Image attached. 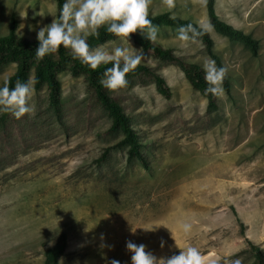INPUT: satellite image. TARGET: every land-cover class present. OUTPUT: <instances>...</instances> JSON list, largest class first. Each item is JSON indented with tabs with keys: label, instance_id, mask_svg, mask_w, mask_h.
I'll use <instances>...</instances> for the list:
<instances>
[{
	"label": "rangeland",
	"instance_id": "rangeland-1",
	"mask_svg": "<svg viewBox=\"0 0 264 264\" xmlns=\"http://www.w3.org/2000/svg\"><path fill=\"white\" fill-rule=\"evenodd\" d=\"M206 2L175 0L168 9L151 0L149 15L208 24ZM214 9L258 43L253 56L205 30L228 69L229 94L222 88L217 95V111H207L179 68L144 52L140 64L159 72L170 98L145 79L110 90L136 126L147 168L127 160L117 146L121 134L108 131L110 120L81 77L58 75L59 121L45 87L35 90L34 112L0 137V264H42L44 248L60 233L67 241L58 264H130L126 241L157 258L191 245L208 264L216 256L220 264H252V248L264 260V0H215ZM12 17L18 36L37 40L55 18L54 0H0V36ZM158 28L155 42L176 57L200 68L209 59L200 41L182 42L176 29ZM100 46L130 47L124 37ZM14 71L13 64L0 67V86ZM181 222L191 223L189 234Z\"/></svg>",
	"mask_w": 264,
	"mask_h": 264
},
{
	"label": "trees",
	"instance_id": "trees-1",
	"mask_svg": "<svg viewBox=\"0 0 264 264\" xmlns=\"http://www.w3.org/2000/svg\"><path fill=\"white\" fill-rule=\"evenodd\" d=\"M63 2L64 0H54L55 17L58 15L59 8ZM214 5L215 0H207L206 16L208 24L211 25L210 27L213 31L231 42L240 44L247 49L251 55L255 56L258 50L257 41L249 35L222 22L215 13ZM149 19L158 27L166 26L174 29L188 23L196 24L189 19L177 16L173 18L167 13L149 15ZM16 30L17 21L12 17L10 19L7 35L0 36V67L7 64H13L15 66V71L8 77L10 82L9 86H14L17 80L21 82L27 81L30 76L31 79H36L38 82L35 84V90L37 91L45 87L49 106L55 118L59 121L61 100L58 75L67 72L71 77H81L89 96L108 116L110 120L108 131L113 134H121V139L117 146L126 148L127 160L129 162H137L143 168H147L145 157L142 152L144 146L140 138H138L133 120L124 113L120 101L111 94L110 90L99 83L105 68L111 67V64L101 65L94 70L79 59H73L70 50L63 46H61L57 52L46 55L43 59L38 60L35 55L38 41L27 40L20 37L17 35ZM115 38L117 37L107 33L105 28L101 27L99 29V37L90 36L87 42L90 48L94 49ZM129 39L142 49L144 53L154 59L179 68L192 89L198 91L206 99L207 111L215 112L218 110L217 95L205 93L207 84L204 79L202 68L176 57L171 50L163 48L156 42L144 39L139 33V30L131 33ZM196 40L200 41L203 45L204 53L208 58L214 60L217 66H223L220 58L213 51V41L206 31H203L202 35ZM126 79L149 80L154 84L160 95L166 99L170 98V90L164 79L156 69L146 64H139L133 71L126 75ZM3 83L1 86H3ZM222 88L229 94V82L227 77L223 80ZM17 124V118L10 113L0 114V137L2 135H11ZM66 239V234L60 233L51 247L44 248L42 264L59 263L66 249ZM252 251L255 254L252 264H264L261 254L257 252L255 248H252Z\"/></svg>",
	"mask_w": 264,
	"mask_h": 264
},
{
	"label": "clouds",
	"instance_id": "clouds-1",
	"mask_svg": "<svg viewBox=\"0 0 264 264\" xmlns=\"http://www.w3.org/2000/svg\"><path fill=\"white\" fill-rule=\"evenodd\" d=\"M150 3L151 0H64L58 15L36 32V58L43 59L63 46L70 50L73 59H79L94 70L101 65L111 64V67L105 68L99 81L103 87L109 90L125 87L128 83L126 75L140 64L144 56L142 49H136L130 44L129 35L139 30L144 39L151 42L157 40L159 28L149 19ZM164 3L168 9L175 8V0H164ZM210 26L205 23L180 25L176 29V38L182 42H195ZM101 27L116 37L126 38L130 47L90 48L88 37L98 38ZM202 70L207 84L205 93L219 95L223 91L222 84L228 69L217 66L216 62L209 58L203 63ZM37 82L34 78L24 82L17 80L14 86L10 87L9 79L5 78L3 86H0V114L10 113L19 119L25 114L33 113L34 108L30 100ZM179 228L187 235L192 225L181 222ZM144 230L152 231L154 228ZM163 243L161 241V247ZM125 247L131 253L130 264H208L201 251L191 245L168 258H157L152 252L145 250L144 244L126 241ZM220 261L221 258L216 256L210 264H220ZM109 264L121 262L111 259ZM231 264H241V261L235 259Z\"/></svg>",
	"mask_w": 264,
	"mask_h": 264
}]
</instances>
